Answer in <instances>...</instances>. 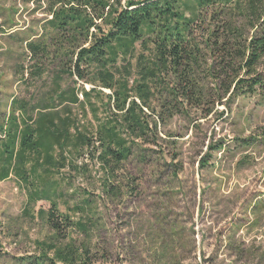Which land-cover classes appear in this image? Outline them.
<instances>
[{"label":"rangeland","instance_id":"1","mask_svg":"<svg viewBox=\"0 0 264 264\" xmlns=\"http://www.w3.org/2000/svg\"><path fill=\"white\" fill-rule=\"evenodd\" d=\"M46 5L0 0V122L13 98L33 103L50 85L58 60L36 62L25 48L47 29ZM207 27L194 32L200 42ZM200 53L210 57L202 42ZM36 63L42 73L30 75ZM257 71L263 82L250 94H223L201 73L200 106L183 103L161 114L160 102L155 134L114 177L90 157L80 160L86 170L63 169L57 209L86 229H64L61 242L85 246V264H264V66ZM109 185L116 192L108 193ZM27 195L14 176L0 180V264H61L45 249L55 241L38 213L50 204L29 203Z\"/></svg>","mask_w":264,"mask_h":264},{"label":"trees","instance_id":"2","mask_svg":"<svg viewBox=\"0 0 264 264\" xmlns=\"http://www.w3.org/2000/svg\"><path fill=\"white\" fill-rule=\"evenodd\" d=\"M46 12L47 29L25 48L29 59L52 56L57 66L33 103L11 100L0 122V180L12 175L29 203L49 202L38 213L53 232L45 249L54 261L85 264V246L61 242L72 225L86 229L57 209L61 171L86 170L80 160L90 157L114 177L155 134L160 102L161 114L204 102L201 73L223 94L256 91L263 82L257 70L264 66V0H47ZM206 22L201 42L210 57L203 59L194 32ZM246 26L251 32L244 35ZM41 69L36 63L30 75ZM84 206L72 209L84 213Z\"/></svg>","mask_w":264,"mask_h":264}]
</instances>
